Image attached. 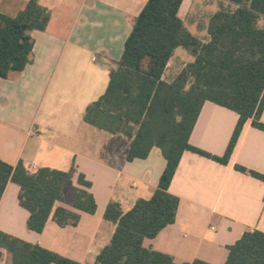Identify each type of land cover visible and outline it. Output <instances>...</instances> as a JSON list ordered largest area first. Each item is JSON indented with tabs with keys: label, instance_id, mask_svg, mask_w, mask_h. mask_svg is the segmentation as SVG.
I'll use <instances>...</instances> for the list:
<instances>
[{
	"label": "crops",
	"instance_id": "obj_1",
	"mask_svg": "<svg viewBox=\"0 0 264 264\" xmlns=\"http://www.w3.org/2000/svg\"><path fill=\"white\" fill-rule=\"evenodd\" d=\"M147 1L39 0L51 18L44 31H32L33 62L0 79V159L11 165L23 161L31 173L75 166L74 177L64 186L65 200L56 202L54 210L63 206L79 212L80 218L76 225H61L52 213L42 232L31 230L30 212L19 201L20 186L9 181L0 200V231L94 264L117 228L105 217L110 203L126 213L158 188L167 164L160 148L153 147L146 158L129 160L133 138L84 120L88 105L105 93L110 68L122 58L134 20ZM220 1L228 0H183L178 14L192 33L209 41V19ZM28 2L0 0V12L15 16ZM192 59L185 49H176L163 79L173 78ZM238 118L235 111L206 101L190 143L223 156ZM249 171L264 175V130L252 119L245 123L228 164L185 151L169 188L180 200L176 220L156 237L145 238L143 246L179 264L196 259L226 264L229 246L246 231L264 232V180ZM80 173L91 182L94 213L72 206ZM0 264H12L10 252L1 246Z\"/></svg>",
	"mask_w": 264,
	"mask_h": 264
},
{
	"label": "trees",
	"instance_id": "obj_2",
	"mask_svg": "<svg viewBox=\"0 0 264 264\" xmlns=\"http://www.w3.org/2000/svg\"><path fill=\"white\" fill-rule=\"evenodd\" d=\"M183 0H148L135 18L122 58L110 68L109 85L86 108L84 120L100 129L133 138L128 159L148 157L160 148L167 164L158 188L123 213L118 203L107 207L106 219L117 228L110 244L94 264H179L165 253L143 246L176 220L179 197L169 188L181 157L187 150L228 164L245 123L264 130V0L220 1L208 23L209 41L192 33L179 16ZM51 12L39 0H29L17 15L0 12V79L22 72L33 62V30L44 31ZM183 48L192 60L170 80L163 79L176 49ZM211 101L235 111L238 122L223 156L212 155L190 143V135L203 104ZM242 172L248 170L237 165ZM77 169L42 167L28 171L23 161L11 165L0 159V200L9 181L20 186V204L30 212L28 227L42 232L53 213L61 224L76 225L79 212L59 206L64 186ZM264 180V175L249 171ZM80 187L73 192L72 206L94 213L97 203L91 182L78 175ZM0 246L12 256V264H82L39 244L0 231ZM210 264L196 259L192 263ZM226 264H264V232L246 231L229 246Z\"/></svg>",
	"mask_w": 264,
	"mask_h": 264
},
{
	"label": "rangeland",
	"instance_id": "obj_3",
	"mask_svg": "<svg viewBox=\"0 0 264 264\" xmlns=\"http://www.w3.org/2000/svg\"><path fill=\"white\" fill-rule=\"evenodd\" d=\"M178 59H181L180 56H179V57H176V59H175V60H176V61H175L176 64H177V62H178V61H177Z\"/></svg>",
	"mask_w": 264,
	"mask_h": 264
},
{
	"label": "built area",
	"instance_id": "obj_4",
	"mask_svg": "<svg viewBox=\"0 0 264 264\" xmlns=\"http://www.w3.org/2000/svg\"><path fill=\"white\" fill-rule=\"evenodd\" d=\"M93 60H94V61H96V60H97V58H96V57H94V58H93Z\"/></svg>",
	"mask_w": 264,
	"mask_h": 264
}]
</instances>
